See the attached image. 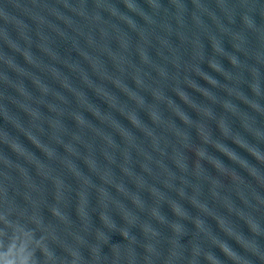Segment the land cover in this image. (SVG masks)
I'll use <instances>...</instances> for the list:
<instances>
[{"label": "water", "instance_id": "95a60500", "mask_svg": "<svg viewBox=\"0 0 264 264\" xmlns=\"http://www.w3.org/2000/svg\"><path fill=\"white\" fill-rule=\"evenodd\" d=\"M14 229L33 264H264V0H0Z\"/></svg>", "mask_w": 264, "mask_h": 264}, {"label": "clouds", "instance_id": "9594fccd", "mask_svg": "<svg viewBox=\"0 0 264 264\" xmlns=\"http://www.w3.org/2000/svg\"><path fill=\"white\" fill-rule=\"evenodd\" d=\"M32 235L29 231L14 229L7 246L0 241V264H33L35 252L29 249Z\"/></svg>", "mask_w": 264, "mask_h": 264}]
</instances>
